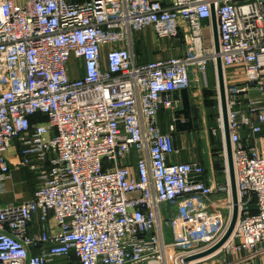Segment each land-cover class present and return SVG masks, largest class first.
I'll return each mask as SVG.
<instances>
[{"label": "built area", "instance_id": "obj_1", "mask_svg": "<svg viewBox=\"0 0 264 264\" xmlns=\"http://www.w3.org/2000/svg\"><path fill=\"white\" fill-rule=\"evenodd\" d=\"M0 0V180L7 151L35 178L0 205V264H242L264 252V0ZM211 5L219 53L214 50ZM182 36L184 54L135 63L131 31ZM225 80L238 215L229 181L173 162L172 92ZM75 75V76H74ZM216 126L228 178L216 83ZM215 191L225 193L215 204ZM32 224L39 231L30 233Z\"/></svg>", "mask_w": 264, "mask_h": 264}, {"label": "crops", "instance_id": "obj_2", "mask_svg": "<svg viewBox=\"0 0 264 264\" xmlns=\"http://www.w3.org/2000/svg\"><path fill=\"white\" fill-rule=\"evenodd\" d=\"M17 4H23L27 0H14ZM168 3V0H164ZM129 40L122 43V47H127L134 56L135 63H144L153 59H163L172 56H182L184 54V44L182 36L178 38H158L151 28H146L141 31H131L128 35ZM234 69H227L224 71L226 80L231 79ZM75 76V75H74ZM208 85H204L198 91H188L191 109L193 126L189 130L172 132L173 143L178 153L171 156L173 162H200L205 171L202 178L205 180L210 172L214 173L215 185L222 186L227 183V175L224 171V164L221 160V153L223 145L220 137L211 133L210 128L216 126V117L213 112L210 116L204 117V109L209 107L204 106L205 91L213 90L216 88L217 77L215 76L213 66L208 68ZM216 94V90H214ZM181 100L179 96V101ZM181 103V101H180ZM213 108V107H210ZM197 109V114L195 110ZM175 111V110H174ZM174 111L170 109H161L158 113L159 128L163 133L169 132V125H175ZM207 113V111H206ZM217 113V112H216ZM201 121V125L199 123ZM206 127V145L204 148L202 141L195 135L196 131ZM17 146L13 145L7 151L9 159L10 172L6 178L0 180V204L17 203L26 201L31 198L32 191L35 188V178L25 168L17 166L18 154ZM225 193L223 191H215L213 194L215 204L222 205L225 201ZM39 231L37 224H32L30 233L36 234ZM264 248V242L261 243ZM242 264H264V252L260 253L257 257L250 261L243 262Z\"/></svg>", "mask_w": 264, "mask_h": 264}, {"label": "water", "instance_id": "obj_3", "mask_svg": "<svg viewBox=\"0 0 264 264\" xmlns=\"http://www.w3.org/2000/svg\"><path fill=\"white\" fill-rule=\"evenodd\" d=\"M211 26H212V34H213V42H214V50L218 54L219 53V37H218V29H217V22H216V15L213 5H211ZM216 77H217V88L219 93L220 99V107H221V115L223 120V127H224V148L225 154L227 159V171H228V181L229 187L231 191V199L233 204V209L231 213V217L227 226V229L221 239L211 248L198 253L196 255H192L186 260H192L204 257L217 248H219L230 236L234 225L237 220L238 215V199H237V190H236V182H235V175H234V166L232 160V149H231V142L229 137V126H228V119H227V107H226V99H225V80H224V70L222 66V61L219 55L216 56ZM179 96L181 98V107L174 111V119H175V128L176 131H185L189 130L193 126L192 120V109L191 103L189 98V93L187 89L176 90L172 92V97L175 100H179Z\"/></svg>", "mask_w": 264, "mask_h": 264}, {"label": "rangeland", "instance_id": "obj_4", "mask_svg": "<svg viewBox=\"0 0 264 264\" xmlns=\"http://www.w3.org/2000/svg\"><path fill=\"white\" fill-rule=\"evenodd\" d=\"M214 90H216V89L213 88V90H210L212 96H215ZM214 99H215V97H214ZM206 104L204 103L203 105L204 106H207L208 104L207 105ZM203 109H204V117L206 118V116L208 115L209 120H210V114L212 112H214V114L217 112V103H216V101H215V104H214V107L213 108H208L207 110H205V108L203 107ZM206 111H207V113H206ZM195 113L198 116L197 109L195 110ZM216 115H217V113H216ZM199 123H200V126H202L200 120H199ZM205 127L206 126L203 125V127L201 129H199V130L196 131L195 135L202 141V144H203L204 148L207 149V145H206V132H205V129H204ZM0 203H1V198H0ZM0 205L1 206H4V204H0Z\"/></svg>", "mask_w": 264, "mask_h": 264}, {"label": "trees", "instance_id": "obj_5", "mask_svg": "<svg viewBox=\"0 0 264 264\" xmlns=\"http://www.w3.org/2000/svg\"><path fill=\"white\" fill-rule=\"evenodd\" d=\"M205 98H204V103L207 105L206 107H214V104H215V101H216V99H214V97L215 96H212L211 95V91L209 90H207V91H205ZM216 95V94H215ZM213 114H214V112H213ZM212 114H210V116H211ZM215 116H216V113H215Z\"/></svg>", "mask_w": 264, "mask_h": 264}]
</instances>
